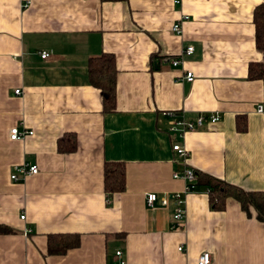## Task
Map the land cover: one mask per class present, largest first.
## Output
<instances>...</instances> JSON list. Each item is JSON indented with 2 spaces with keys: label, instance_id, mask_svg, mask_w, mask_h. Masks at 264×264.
Instances as JSON below:
<instances>
[{
  "label": "crops",
  "instance_id": "1",
  "mask_svg": "<svg viewBox=\"0 0 264 264\" xmlns=\"http://www.w3.org/2000/svg\"><path fill=\"white\" fill-rule=\"evenodd\" d=\"M24 1L0 0V225L10 230L0 233V264H111L117 249L126 264H196L202 252L211 264H264V219L234 199L212 208L195 186L174 229L172 205L144 202L147 193L183 190L172 177L180 169L172 141L193 171L264 188V79L248 78L249 65L263 61L253 15L264 0H29L20 8ZM187 45L193 52L181 57ZM101 53L113 55L117 71L109 113L87 78V59ZM185 71L192 81L182 80ZM166 111L220 118L177 137ZM13 126L32 134L10 140ZM64 133L75 135L72 151L57 150ZM105 161L124 170V190L109 196ZM20 163L38 170L10 180ZM50 233H75L79 242L49 255Z\"/></svg>",
  "mask_w": 264,
  "mask_h": 264
},
{
  "label": "trees",
  "instance_id": "2",
  "mask_svg": "<svg viewBox=\"0 0 264 264\" xmlns=\"http://www.w3.org/2000/svg\"><path fill=\"white\" fill-rule=\"evenodd\" d=\"M253 22L255 43L263 54V61L249 65L248 78L251 80L264 79V12L262 6L255 8ZM86 70L89 84L99 90L101 112H113L115 110L117 72L113 55L101 53L89 57L86 62ZM235 126L237 130L241 131L244 129L245 122L243 117H236ZM75 146V135L73 133H64L57 139V150L59 152L72 151ZM194 175L195 181L192 185V190H195V186H203L208 196V203L212 208L220 209L223 207L226 198H232L249 217L254 216L258 220L264 219V188L257 191H248L205 173L194 171ZM102 182L103 189L108 196L112 193L123 191L124 170L122 162L105 161L102 169ZM8 231H10L8 228L0 225V233ZM78 242L79 237L75 233H50L46 238V253L49 255H61L67 249L75 247Z\"/></svg>",
  "mask_w": 264,
  "mask_h": 264
},
{
  "label": "built area",
  "instance_id": "3",
  "mask_svg": "<svg viewBox=\"0 0 264 264\" xmlns=\"http://www.w3.org/2000/svg\"><path fill=\"white\" fill-rule=\"evenodd\" d=\"M178 0H174V3H178ZM30 1L25 0L23 3H20V8H26L29 5ZM187 17L181 16L176 21L172 23L170 26V30L179 34L181 30V23ZM193 52V47L191 45L185 46L180 53V56H186ZM48 55V52L42 51L39 54L40 58H45ZM180 58H169L162 57V61L164 63H168L172 67L177 66ZM193 74L191 71H185L182 80L183 81H192ZM14 94L19 93V89H14ZM263 111V105H258L257 112ZM168 119V127L167 131L177 137H181L186 131H191L193 129L201 127L204 123H213L219 120L220 116L218 113H197L193 119H187L183 116L182 113L179 115L173 111L164 112ZM32 131L25 130L23 128H18L17 126L10 127L8 130V138L10 140H18L23 138L25 135H31ZM170 149L173 152V155L176 159V163L179 165L180 169L172 172L173 178H179L183 181L184 187L182 191H174L157 197L155 193H147L144 198L145 205L147 207H152L154 203H158L160 206L172 205L173 211L171 215V228H176L180 226L183 218H184V194L190 192L193 188L194 183V171L186 165V161L188 158V152L183 145L178 143L177 141H172L170 145ZM38 168L35 164H27L20 163L15 164L11 168V172L9 174V179L12 181L19 180V177H24L27 175H32L37 172ZM20 219L24 218V215L19 216ZM30 232L29 228L24 229L23 234H27ZM178 250L181 247L177 248ZM115 260L111 264H126L125 259L122 256V252L117 249L114 251ZM196 264H211L210 255L208 252H202L198 255Z\"/></svg>",
  "mask_w": 264,
  "mask_h": 264
}]
</instances>
